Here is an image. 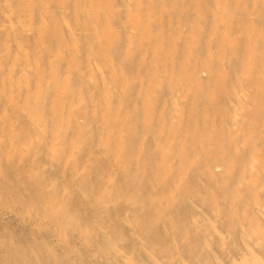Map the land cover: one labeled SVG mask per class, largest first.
Segmentation results:
<instances>
[{"label":"bare ground","instance_id":"1","mask_svg":"<svg viewBox=\"0 0 264 264\" xmlns=\"http://www.w3.org/2000/svg\"><path fill=\"white\" fill-rule=\"evenodd\" d=\"M0 264H264V0H0Z\"/></svg>","mask_w":264,"mask_h":264}]
</instances>
